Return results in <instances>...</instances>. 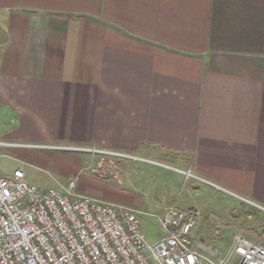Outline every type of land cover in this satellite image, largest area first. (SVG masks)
<instances>
[{
  "label": "crops",
  "instance_id": "1",
  "mask_svg": "<svg viewBox=\"0 0 264 264\" xmlns=\"http://www.w3.org/2000/svg\"><path fill=\"white\" fill-rule=\"evenodd\" d=\"M0 141L21 163L107 156L43 146L65 145L189 173L264 244V0H0Z\"/></svg>",
  "mask_w": 264,
  "mask_h": 264
},
{
  "label": "built area",
  "instance_id": "2",
  "mask_svg": "<svg viewBox=\"0 0 264 264\" xmlns=\"http://www.w3.org/2000/svg\"><path fill=\"white\" fill-rule=\"evenodd\" d=\"M4 144L23 145L0 141ZM43 146L130 156L94 147ZM76 185L77 178L69 177L58 187L41 188L21 167L0 173V264H149L146 252L158 264H264V244L242 234L234 235L225 252L203 241L193 244L190 235L199 217L194 208L165 209L160 222L166 235L149 245L135 208L81 194Z\"/></svg>",
  "mask_w": 264,
  "mask_h": 264
},
{
  "label": "rangeland",
  "instance_id": "3",
  "mask_svg": "<svg viewBox=\"0 0 264 264\" xmlns=\"http://www.w3.org/2000/svg\"><path fill=\"white\" fill-rule=\"evenodd\" d=\"M54 150L56 151L43 150L50 158L44 161L24 159L21 163L10 153L1 155L0 173L9 175L16 166H20L25 171L27 180L42 188L58 187L59 184H65L69 177H76L77 183L82 180L100 189L115 183L125 194L105 193L101 195V199L133 205L137 210L143 237L149 245L166 235L160 222L164 210L169 207H197L195 198L204 206L197 231H192L190 235L193 244L203 241L225 252L230 247L234 235L241 234L243 227L239 217H235L241 214V204L244 205L245 202L205 184H202L201 192L195 196L194 191L189 190L193 180L189 173L185 179L184 174L178 171L140 161L121 160L118 156L101 157L95 153L93 155L81 151ZM67 158L71 161H67ZM73 164H80L81 167L74 169ZM129 182H132V185H129ZM76 190L83 194L78 185ZM250 230L253 236L259 233L258 230L253 232L254 228ZM145 254L149 264H158L149 252Z\"/></svg>",
  "mask_w": 264,
  "mask_h": 264
}]
</instances>
